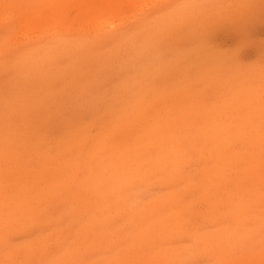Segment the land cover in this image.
I'll use <instances>...</instances> for the list:
<instances>
[{
	"label": "rangeland",
	"instance_id": "374dc122",
	"mask_svg": "<svg viewBox=\"0 0 264 264\" xmlns=\"http://www.w3.org/2000/svg\"><path fill=\"white\" fill-rule=\"evenodd\" d=\"M0 264H264V0H0Z\"/></svg>",
	"mask_w": 264,
	"mask_h": 264
}]
</instances>
